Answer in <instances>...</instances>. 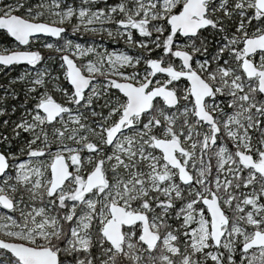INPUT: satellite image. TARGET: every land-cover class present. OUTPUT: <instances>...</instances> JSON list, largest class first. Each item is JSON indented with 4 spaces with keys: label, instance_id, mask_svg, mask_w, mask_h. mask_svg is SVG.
Listing matches in <instances>:
<instances>
[{
    "label": "snow or ice",
    "instance_id": "6c2138e0",
    "mask_svg": "<svg viewBox=\"0 0 264 264\" xmlns=\"http://www.w3.org/2000/svg\"><path fill=\"white\" fill-rule=\"evenodd\" d=\"M100 4L0 7V264H264V0Z\"/></svg>",
    "mask_w": 264,
    "mask_h": 264
},
{
    "label": "rangeland",
    "instance_id": "374dc122",
    "mask_svg": "<svg viewBox=\"0 0 264 264\" xmlns=\"http://www.w3.org/2000/svg\"><path fill=\"white\" fill-rule=\"evenodd\" d=\"M13 2H14V0H0V7H3L5 4L13 3ZM37 2H38V0H27L28 4H35ZM113 2H115V0H109V3H113ZM99 6H103V0H101V4ZM18 13H20L21 15H24L23 10H21V12H18ZM67 27H68L67 38L73 40L75 43H81L84 46L95 45L99 51H103L104 49H107L109 52H111V51H116V52L124 51V52H127L129 55H133V56L139 55L142 52V50L137 49V48H133L130 45H128L123 38H120L117 41V40H114L112 38H109L106 33L96 34V33L81 32V33H77L76 35H72L71 26L67 25ZM108 27H112V26H108ZM134 36L136 37V39H141L138 36V34H136L135 32H134ZM45 42L56 43L54 38L42 37L41 40L33 42L31 47H35L38 51L41 49L49 50L48 51L49 54L45 55V57L48 58L45 60V62H47L48 64H45V62H44V64H45V66H47L49 68V70L53 73V75H59V76H61V79H63V77H62L63 69H61L59 67V65L61 63V61L59 60V56L61 54L56 53L54 50H50V49L45 48L43 46ZM7 47H12V46H8V43H5V41L0 42V50L8 49ZM159 55H160L159 50L152 53L153 57L159 56ZM88 58H90V57H88ZM88 58H84L85 62ZM51 61H57L59 63L57 66H53L51 64ZM78 63H79V61H78ZM138 67L142 68L143 65L138 66ZM28 68H29V66L22 65L21 67L17 68L15 71H13L12 75H10V73H9L11 70L8 69V70L2 72V74H3L2 76H4V75L8 76L9 75L7 80L10 82V81L17 79L18 77L22 76L24 74L25 70ZM18 84L21 85L20 88L18 87L20 89V91H23L22 90V88H23L22 83H18ZM62 86L66 87L64 85H62ZM2 94L3 93L1 92L0 95H2ZM29 107H30V105H29ZM5 119L6 118H4L3 120H5ZM8 119H10V116H8ZM17 119H18V117L16 118V120ZM9 132H10V129H7L5 134H9ZM2 147H3L2 150H4L7 146L2 145ZM17 150L18 149H13V151H17ZM53 150H55V149H53ZM122 263H124V262H122ZM125 263L130 264V262H128V261H126Z\"/></svg>",
    "mask_w": 264,
    "mask_h": 264
},
{
    "label": "flooded vegetation",
    "instance_id": "af4514ba",
    "mask_svg": "<svg viewBox=\"0 0 264 264\" xmlns=\"http://www.w3.org/2000/svg\"><path fill=\"white\" fill-rule=\"evenodd\" d=\"M16 14L17 15H21L20 13H16ZM4 41H5V43H8V46H12V47H7L9 50L20 49V48H23L24 47V46H19L18 47L17 44L14 42V40L11 37H9L3 30H0V42H4ZM31 50L36 51L37 49L35 47H31ZM39 51L41 52V54L43 56L49 54V52H48L49 50H43V49H41ZM155 57H157V56H154L153 58H155ZM58 63L59 62H57V61H51V64L53 66H57ZM45 64H48V63L45 62ZM22 65H24V64L15 65V66H12L11 68H4L3 66H0V85H6L7 86L9 84V81L7 80L9 75L8 76L7 75L2 76L3 75L2 74L3 71H6V70L10 69L11 71L9 73H10V75H12L13 74V71H15L17 68L21 67ZM17 84L13 85V87H15L17 93L19 94L18 95V98L16 100L9 99L7 101L6 106L9 108V114L6 115V116L0 117V122H2L4 118L8 119V116H10V120L11 121H15L16 118L17 117L19 118V116L21 114V111L19 110V105L22 104V103H24V96H23V91H20V89H19L21 85L20 84L17 85ZM63 85L66 86V87H70L67 84L66 81L63 82ZM1 92L2 91H0V94H1ZM57 98H59L58 95H57ZM13 105L17 106V108H18V110L15 113H11V111H10V109H11V107ZM6 131H7V129H5L3 127H0V132H3L5 134ZM2 148H3L2 145H0V151H2ZM13 149H17L15 147V142H14ZM145 255H147V254H145Z\"/></svg>",
    "mask_w": 264,
    "mask_h": 264
},
{
    "label": "trees",
    "instance_id": "16d2710c",
    "mask_svg": "<svg viewBox=\"0 0 264 264\" xmlns=\"http://www.w3.org/2000/svg\"><path fill=\"white\" fill-rule=\"evenodd\" d=\"M123 262H124V263H122V264H126V263H125V262H126V260H124Z\"/></svg>",
    "mask_w": 264,
    "mask_h": 264
},
{
    "label": "water",
    "instance_id": "95a60500",
    "mask_svg": "<svg viewBox=\"0 0 264 264\" xmlns=\"http://www.w3.org/2000/svg\"><path fill=\"white\" fill-rule=\"evenodd\" d=\"M14 50H19V49H14Z\"/></svg>",
    "mask_w": 264,
    "mask_h": 264
}]
</instances>
